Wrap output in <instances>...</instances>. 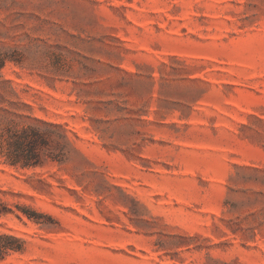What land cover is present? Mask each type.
<instances>
[{
    "label": "rangeland",
    "instance_id": "1",
    "mask_svg": "<svg viewBox=\"0 0 264 264\" xmlns=\"http://www.w3.org/2000/svg\"><path fill=\"white\" fill-rule=\"evenodd\" d=\"M9 127L0 264H264V0H0Z\"/></svg>",
    "mask_w": 264,
    "mask_h": 264
},
{
    "label": "trees",
    "instance_id": "2",
    "mask_svg": "<svg viewBox=\"0 0 264 264\" xmlns=\"http://www.w3.org/2000/svg\"><path fill=\"white\" fill-rule=\"evenodd\" d=\"M46 143L47 139L40 128L28 127L18 131L9 127L0 139V156H4L7 162L14 165L21 164L24 167L38 165L43 161L41 148ZM54 158L61 159L58 155ZM28 214L30 217L35 216L33 213ZM24 249L23 238L10 232L0 231V260Z\"/></svg>",
    "mask_w": 264,
    "mask_h": 264
}]
</instances>
